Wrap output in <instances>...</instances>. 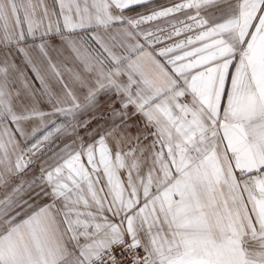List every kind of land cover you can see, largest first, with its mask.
Segmentation results:
<instances>
[{
	"label": "snow or ice",
	"instance_id": "1",
	"mask_svg": "<svg viewBox=\"0 0 264 264\" xmlns=\"http://www.w3.org/2000/svg\"><path fill=\"white\" fill-rule=\"evenodd\" d=\"M0 264H264V0H0Z\"/></svg>",
	"mask_w": 264,
	"mask_h": 264
}]
</instances>
